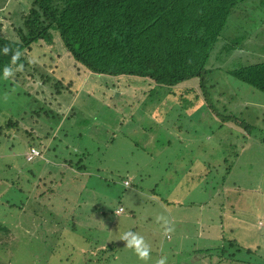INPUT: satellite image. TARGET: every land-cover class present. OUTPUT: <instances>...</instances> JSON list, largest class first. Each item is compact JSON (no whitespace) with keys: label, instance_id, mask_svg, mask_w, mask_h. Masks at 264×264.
Wrapping results in <instances>:
<instances>
[{"label":"rangeland","instance_id":"obj_1","mask_svg":"<svg viewBox=\"0 0 264 264\" xmlns=\"http://www.w3.org/2000/svg\"><path fill=\"white\" fill-rule=\"evenodd\" d=\"M29 2L5 3L6 38ZM243 6L261 35L218 65L212 111L181 89L87 71L58 32L25 52L0 80V264H264V93L225 73L264 61V0ZM61 80L73 85L57 95ZM129 230L147 260L119 240Z\"/></svg>","mask_w":264,"mask_h":264},{"label":"trees","instance_id":"obj_2","mask_svg":"<svg viewBox=\"0 0 264 264\" xmlns=\"http://www.w3.org/2000/svg\"><path fill=\"white\" fill-rule=\"evenodd\" d=\"M248 1L253 0H30L25 11L13 12L18 15L15 40L3 35L0 19V49H9L7 54L0 52V80L5 66L11 71L16 65L23 67L25 52L41 39L51 41L58 32L66 54L87 71L138 77L166 95L181 89L180 100L183 94L195 95L191 109L212 111L211 93L217 83L213 75L222 70L218 65L261 35L245 30L249 17L242 15L246 8L240 5ZM5 3L0 1V14ZM230 25L233 38L225 36ZM225 73L264 93V61ZM39 77L47 81L45 73ZM72 85L61 80L50 88L59 95Z\"/></svg>","mask_w":264,"mask_h":264},{"label":"clouds","instance_id":"obj_3","mask_svg":"<svg viewBox=\"0 0 264 264\" xmlns=\"http://www.w3.org/2000/svg\"><path fill=\"white\" fill-rule=\"evenodd\" d=\"M8 51H9V49L7 47L0 49V52H3L5 54H7ZM17 55H18V53H15L13 55V57H12L13 61H15V59L17 58ZM17 67L19 68L21 66L18 65ZM10 71H11L10 68L5 66L2 70V75L4 77H7V76H9ZM158 219H162V218H158ZM164 223L166 224L167 221L164 220ZM119 240L124 241L125 246L128 248H131L139 259L147 260L149 258V253H150L149 246L145 242L144 238L142 236H140L139 234H137L131 230L125 231L119 236ZM155 264H165L164 258L156 260Z\"/></svg>","mask_w":264,"mask_h":264},{"label":"crops","instance_id":"obj_4","mask_svg":"<svg viewBox=\"0 0 264 264\" xmlns=\"http://www.w3.org/2000/svg\"><path fill=\"white\" fill-rule=\"evenodd\" d=\"M75 114H76V113H75ZM73 116H74V115H73ZM162 121H163V119H162ZM81 123L86 124L85 120H83V119L79 122V124H81ZM90 124H91V122H90ZM81 132H83V130L80 129V130H79V133H81ZM203 152H204V151H203ZM204 155H205V154H204ZM207 162H208V161L204 160V158H202V159H201V158H197V159H196V162H195V164H194L193 167H194V168H195V167H201L202 165L205 166V165H207ZM209 164L212 165L211 163H209ZM210 165H209V168H211ZM262 178H263V183H262L261 187L263 188V190H262V191H263V196H261L260 198H261V202H264V172H263V177H262ZM120 208H121V207H120ZM120 208H119V209H120ZM119 209H118V212H119ZM168 236H169V235L166 236V239H167ZM161 247H162V246H161ZM207 250H208V249H206L205 251H207ZM195 251H198V250H195ZM165 264H170V262H165ZM172 264H176V263L173 262ZM179 264H180V263H179Z\"/></svg>","mask_w":264,"mask_h":264},{"label":"built area","instance_id":"obj_5","mask_svg":"<svg viewBox=\"0 0 264 264\" xmlns=\"http://www.w3.org/2000/svg\"><path fill=\"white\" fill-rule=\"evenodd\" d=\"M29 154H30V156H33V157H34L35 155H38V154H39V152H37V151H36V149H34V148H31V150H30V153H29ZM125 184H127V185H128V182H125ZM122 211H123V209H122V208H120V209H119V212H122Z\"/></svg>","mask_w":264,"mask_h":264}]
</instances>
